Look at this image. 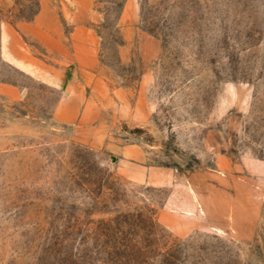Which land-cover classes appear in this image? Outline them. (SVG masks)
Wrapping results in <instances>:
<instances>
[{
  "label": "rangeland",
  "instance_id": "1",
  "mask_svg": "<svg viewBox=\"0 0 264 264\" xmlns=\"http://www.w3.org/2000/svg\"><path fill=\"white\" fill-rule=\"evenodd\" d=\"M0 264H264V0H0Z\"/></svg>",
  "mask_w": 264,
  "mask_h": 264
},
{
  "label": "crops",
  "instance_id": "2",
  "mask_svg": "<svg viewBox=\"0 0 264 264\" xmlns=\"http://www.w3.org/2000/svg\"><path fill=\"white\" fill-rule=\"evenodd\" d=\"M34 25H36V26L39 25V19H36L34 21ZM52 31H53L52 33H55L56 32L55 30H52ZM49 33H51V31H48V34ZM4 34H6V37H5V39H6V49L9 50L10 49L9 30L4 29ZM11 58H12V59H10L11 62L14 63V64H17L18 66H22V65L24 66V65H27L28 64V62L26 60L20 59V58H18L16 56L11 55ZM14 59H16V61H14ZM4 87L6 89L11 90V91H15L16 90V88L14 86H12V85H7L6 84V85H4Z\"/></svg>",
  "mask_w": 264,
  "mask_h": 264
}]
</instances>
